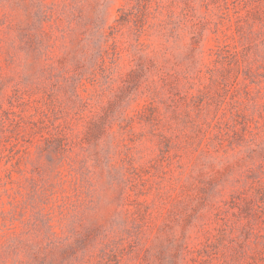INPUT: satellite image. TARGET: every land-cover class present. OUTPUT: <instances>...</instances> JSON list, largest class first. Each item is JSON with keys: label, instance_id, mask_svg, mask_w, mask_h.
Returning <instances> with one entry per match:
<instances>
[{"label": "rangeland", "instance_id": "obj_1", "mask_svg": "<svg viewBox=\"0 0 264 264\" xmlns=\"http://www.w3.org/2000/svg\"><path fill=\"white\" fill-rule=\"evenodd\" d=\"M0 264H264V0H0Z\"/></svg>", "mask_w": 264, "mask_h": 264}]
</instances>
